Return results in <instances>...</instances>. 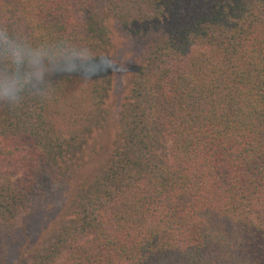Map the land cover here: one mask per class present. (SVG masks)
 I'll return each mask as SVG.
<instances>
[{
	"label": "trees",
	"instance_id": "1",
	"mask_svg": "<svg viewBox=\"0 0 264 264\" xmlns=\"http://www.w3.org/2000/svg\"><path fill=\"white\" fill-rule=\"evenodd\" d=\"M8 25L96 55L0 104V264H264V0H0Z\"/></svg>",
	"mask_w": 264,
	"mask_h": 264
},
{
	"label": "clouds",
	"instance_id": "2",
	"mask_svg": "<svg viewBox=\"0 0 264 264\" xmlns=\"http://www.w3.org/2000/svg\"><path fill=\"white\" fill-rule=\"evenodd\" d=\"M96 50L69 37L38 40L31 31L0 26V104L20 106L26 96L46 97L55 77L87 73Z\"/></svg>",
	"mask_w": 264,
	"mask_h": 264
},
{
	"label": "rangeland",
	"instance_id": "3",
	"mask_svg": "<svg viewBox=\"0 0 264 264\" xmlns=\"http://www.w3.org/2000/svg\"><path fill=\"white\" fill-rule=\"evenodd\" d=\"M34 233H36V231ZM34 235H36V234H34Z\"/></svg>",
	"mask_w": 264,
	"mask_h": 264
}]
</instances>
